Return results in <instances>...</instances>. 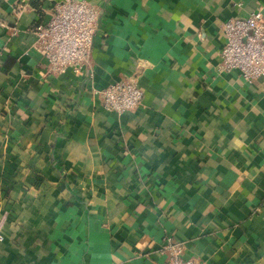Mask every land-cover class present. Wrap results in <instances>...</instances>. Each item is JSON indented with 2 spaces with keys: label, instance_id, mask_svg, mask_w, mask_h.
Listing matches in <instances>:
<instances>
[{
  "label": "crops",
  "instance_id": "0c3cea01",
  "mask_svg": "<svg viewBox=\"0 0 264 264\" xmlns=\"http://www.w3.org/2000/svg\"><path fill=\"white\" fill-rule=\"evenodd\" d=\"M59 0H0V264H264V80L218 69L222 22L264 0H89L90 66L47 72L34 25ZM136 76L143 96L101 106Z\"/></svg>",
  "mask_w": 264,
  "mask_h": 264
},
{
  "label": "built area",
  "instance_id": "2783aa9c",
  "mask_svg": "<svg viewBox=\"0 0 264 264\" xmlns=\"http://www.w3.org/2000/svg\"><path fill=\"white\" fill-rule=\"evenodd\" d=\"M98 22V7L89 0H59L50 15L33 27L35 45L46 59L47 72L62 75L67 70L79 75L90 66L91 45ZM225 42L220 48V71L237 70L250 81L264 80V16L257 9L244 17H230L222 22ZM101 92V106L122 113L140 102L143 91L136 76L116 80ZM0 227V241H2ZM164 264H204L185 258L182 243L164 238Z\"/></svg>",
  "mask_w": 264,
  "mask_h": 264
},
{
  "label": "trees",
  "instance_id": "16d2710c",
  "mask_svg": "<svg viewBox=\"0 0 264 264\" xmlns=\"http://www.w3.org/2000/svg\"><path fill=\"white\" fill-rule=\"evenodd\" d=\"M41 0H32L33 4L37 6L40 3Z\"/></svg>",
  "mask_w": 264,
  "mask_h": 264
}]
</instances>
